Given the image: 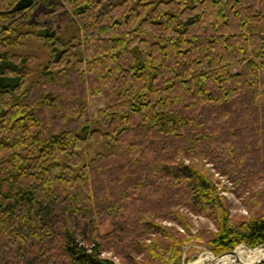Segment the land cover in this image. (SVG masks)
<instances>
[{"label":"trees","instance_id":"1","mask_svg":"<svg viewBox=\"0 0 264 264\" xmlns=\"http://www.w3.org/2000/svg\"><path fill=\"white\" fill-rule=\"evenodd\" d=\"M207 163L255 195L249 217ZM262 178L264 0H0V264H179L159 219L185 228L184 208L215 221L214 254L258 245Z\"/></svg>","mask_w":264,"mask_h":264},{"label":"rangeland","instance_id":"2","mask_svg":"<svg viewBox=\"0 0 264 264\" xmlns=\"http://www.w3.org/2000/svg\"><path fill=\"white\" fill-rule=\"evenodd\" d=\"M40 7V9L43 8V10L48 8L44 5H40ZM51 18L52 16H48L45 17L43 20H50ZM73 24L74 23L72 22L69 23L68 26L62 29V33L66 35L70 33L72 27H74ZM147 36L150 37L149 34H147ZM24 40V45L12 46L10 48L17 49L20 51H30L36 55L35 59L31 60L30 63L33 69L31 77L36 78L38 76V64L40 61H44L47 58V51L42 45V42L37 38L25 36ZM233 68H236V66L234 65ZM102 103L103 98L100 96V94H94V96H90L88 100L85 101V116L89 118H94L96 109ZM112 147L113 145L110 144L93 142L88 149V155L86 156V158H90L98 151H110L112 150ZM207 164L210 166V171L212 172V176L215 179V183L219 186L224 187L221 192L226 196L229 214L236 219L249 217L254 208L250 201L254 199L255 195H248V191H244L241 194L236 193L233 189L234 186L231 181L225 176H223L221 173H219L217 170H215V168L209 163ZM255 186L264 189V178L259 179L256 182ZM183 212L185 214V220L187 224V227L185 228L170 219H159L161 223L173 227V229H175V231H177L182 238H185V242L182 245L179 264H190L196 259H201L204 262L203 264H248L258 259L264 260L263 256H251V254H253V249L261 248L264 250V243L250 246L244 242H240L234 248H232L234 252H227L229 251L227 250L221 252L220 254H214L207 242V239L211 236V233L213 231L217 230V225L215 221L212 218L201 213L195 212L191 209L184 208ZM108 227L109 223L106 222L101 226V229L104 230ZM102 253L104 255H110L115 261L122 263L121 258L119 256L111 254V252L109 251H103ZM135 258L138 260V263L141 264V254H136ZM123 264L127 263L124 262Z\"/></svg>","mask_w":264,"mask_h":264},{"label":"bare ground","instance_id":"3","mask_svg":"<svg viewBox=\"0 0 264 264\" xmlns=\"http://www.w3.org/2000/svg\"><path fill=\"white\" fill-rule=\"evenodd\" d=\"M244 253V252H243ZM208 254V253H207ZM252 257H258V256H263L264 257V250L259 248V249H253V254H251ZM205 257V256H204ZM223 257V256H222ZM239 257V256H238ZM207 258V257H206ZM226 258V257H225ZM193 262H197L198 264H203L204 262L201 260V259H196L194 261H192L191 263ZM190 263V264H191ZM188 264V263H187Z\"/></svg>","mask_w":264,"mask_h":264},{"label":"water","instance_id":"4","mask_svg":"<svg viewBox=\"0 0 264 264\" xmlns=\"http://www.w3.org/2000/svg\"><path fill=\"white\" fill-rule=\"evenodd\" d=\"M227 252H234V250L232 249V250H229V251H227ZM261 259H258V260H256V261H254V262H250V263H248V264H253V263H255V262H258V261H260ZM191 264H198L197 262H193V263H191Z\"/></svg>","mask_w":264,"mask_h":264}]
</instances>
